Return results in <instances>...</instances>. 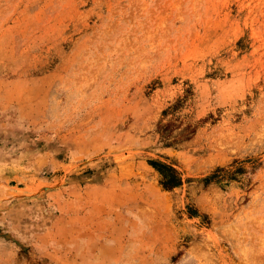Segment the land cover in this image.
<instances>
[{"label": "rangeland", "instance_id": "rangeland-1", "mask_svg": "<svg viewBox=\"0 0 264 264\" xmlns=\"http://www.w3.org/2000/svg\"><path fill=\"white\" fill-rule=\"evenodd\" d=\"M0 264H264V0H0Z\"/></svg>", "mask_w": 264, "mask_h": 264}, {"label": "trees", "instance_id": "trees-1", "mask_svg": "<svg viewBox=\"0 0 264 264\" xmlns=\"http://www.w3.org/2000/svg\"><path fill=\"white\" fill-rule=\"evenodd\" d=\"M151 163L161 173L163 186L172 187L179 184L180 180L176 176V172L172 167L158 162Z\"/></svg>", "mask_w": 264, "mask_h": 264}]
</instances>
